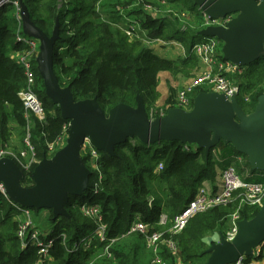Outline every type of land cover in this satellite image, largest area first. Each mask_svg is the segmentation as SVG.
<instances>
[{"label": "trees", "instance_id": "trees-1", "mask_svg": "<svg viewBox=\"0 0 264 264\" xmlns=\"http://www.w3.org/2000/svg\"><path fill=\"white\" fill-rule=\"evenodd\" d=\"M22 1L31 20L47 35L51 34L56 19L59 22L53 70L60 85L70 88L74 100L96 97L105 112L118 103L134 106L135 97L140 94L148 113V99L155 94L159 74L176 68L175 61L160 57L143 45L144 39L175 40L185 44L188 51L194 42L205 38L198 33L202 29L201 11L193 0H190L191 5L187 3L189 0H182L191 13L190 25L185 29L175 16H154L141 4L146 0H117L125 13L111 0ZM166 1L175 3L179 0ZM15 12L16 8L11 3L0 9V149L5 146L9 121H12L16 128L29 134L34 157L39 161L44 156L50 157L47 155L48 144L64 134L68 120L60 116L58 106L45 95L34 59L35 91L44 106V119L40 121L34 115L26 114L17 96L25 84V76L23 68L10 53L15 49L24 51L27 45L16 41L22 28ZM123 15L136 20L142 31L137 32L139 36L134 37L132 43L127 42ZM260 71L264 73V54L246 66L241 75L255 80L240 84L250 94L248 102L241 104L237 99L247 113L253 111L257 97L264 92L259 86L261 79H255ZM114 152L115 155L111 156L99 151L95 167L90 153L84 150L81 158L91 171L86 191L78 196L69 194L65 205L67 216L54 219L51 210L47 209L49 226L44 232L48 238H55L50 253L60 260V264H135L138 252L145 248L141 235L127 234L137 214L144 222L151 223L154 230H163L164 227L158 225L160 214L172 217L179 213L197 189H207L204 182L213 183L221 168L233 163L237 155L243 157V162L235 165L238 172L243 176L249 169L246 156L222 141L206 155L202 147L185 149L184 144L177 140L148 145L133 137L117 144ZM159 162L162 163L161 170L156 169ZM36 164L31 163L28 170L17 164L23 172V185L32 184L31 172ZM99 174L101 181H98ZM94 187H97L96 192ZM150 197L152 201L148 205ZM83 202L99 206L101 220L106 225V241H97L96 247L88 251L70 252L68 247L71 243L95 228L93 220L80 212L79 205ZM217 208L222 206L213 207L189 220L185 230L176 237L180 248V235L183 232L187 234V247L179 249L180 256L182 253L198 259L206 256L199 263L205 264L208 254L202 238L224 224ZM258 209L244 208L240 217L251 218ZM16 213L14 205L0 191V264H34L38 257L36 248H20L16 235L18 222L14 218ZM60 233L65 234V244ZM165 236L168 235L165 233ZM108 239H114L109 249L110 256L104 254L102 248ZM192 241L195 246L189 255L186 251ZM159 253L166 264H175L174 257L164 245L159 247ZM249 260L250 256H247L246 262Z\"/></svg>", "mask_w": 264, "mask_h": 264}, {"label": "water", "instance_id": "water-1", "mask_svg": "<svg viewBox=\"0 0 264 264\" xmlns=\"http://www.w3.org/2000/svg\"><path fill=\"white\" fill-rule=\"evenodd\" d=\"M22 33L38 42L34 57L45 95L55 103L60 116L68 120L65 143L51 157L44 156L31 172L32 184L21 183L23 172L10 157H0V191L12 203L35 210L49 209L53 218L67 216L68 196L81 195L88 187L91 171L81 158L88 139L97 151L115 155L117 144L136 137L144 144L179 141L202 147L207 155L220 141L246 156L252 172L264 171V92L247 113L236 95L199 91L189 110L169 107L164 115L151 118L143 98L137 94L134 106L118 103L105 112L96 97L74 100L68 86H61L53 70L54 45L59 36L56 19L50 35L31 20L27 6L18 0ZM210 19L233 14L226 26H206L198 33L221 43L224 60L248 66L264 54V0H193ZM202 241L208 243L205 264H233L251 256L264 241V203L251 217L238 221L233 239L214 231Z\"/></svg>", "mask_w": 264, "mask_h": 264}, {"label": "built area", "instance_id": "built-area-1", "mask_svg": "<svg viewBox=\"0 0 264 264\" xmlns=\"http://www.w3.org/2000/svg\"><path fill=\"white\" fill-rule=\"evenodd\" d=\"M161 1L164 2V0ZM6 3H11L13 6H16V9L19 10L18 0H0V9L1 6ZM200 14L202 18V28L209 25L226 26V24L233 17V14H228L222 18L210 19L205 13L201 12ZM190 15V11H185L178 12L175 17L182 20L191 18L189 17ZM16 18L19 21L18 12H16ZM123 21L126 26L123 28L125 29V32L128 36L138 37L139 35L137 32H142L139 23L133 18L123 15ZM190 21L191 20L183 22L181 24L182 28L185 29L187 26H189ZM144 40L148 41V39ZM16 41L27 45V49L24 50V52H15L16 54L13 53L11 56L15 62L23 68V73L25 76V84L18 90L17 96L22 102L26 114H32L41 121L45 117V110L35 91V73L32 66V61L38 52V42L34 39L24 36L22 31L21 33L17 34ZM220 48L221 43L215 37H205L191 45V52L199 60V62L202 63L204 69L198 77L190 81L186 86L179 89L175 104L172 107H180L185 110L191 109L193 98L197 94L196 92L199 91H213L217 93H223L226 96L237 95L239 93V84L234 83L231 79V76H241L244 73L246 66H238L227 60H224L222 58ZM261 88L264 90V80L261 84ZM243 100L244 102L250 101V94L244 93ZM162 115H164V113L160 114V116ZM64 129L66 132V126H64ZM25 142V149L21 155L27 156V154L30 153L29 162L22 166L23 168L27 169L31 163H37L38 160H36L34 157L35 153L33 145L28 139H26ZM62 142L63 135L58 137L54 142L49 143L47 155H53V153L62 146ZM190 147L195 149V147L192 145L184 144L185 149H189ZM84 150H87L90 153L91 163L96 167L95 164L99 158V151L93 148L88 139H85L81 152L83 153ZM0 157H4L2 152H0ZM241 157L242 156L237 155L234 158L236 161H238L236 163L243 162ZM156 169H162L161 162L158 163ZM219 176L221 187L218 191L210 193L204 187H199L194 196L188 201V203L179 213L173 215L172 217H167L165 214H160L158 225L163 226V230H154L153 225L151 223L144 222L139 214L134 217L127 234H139L143 237L144 246L151 255L150 264H166L165 260L159 253V247L161 245L166 247L168 252L174 257L175 260L179 259V247L176 237L184 230L189 220L195 215L205 212L216 206H224L232 202H237V209L231 215L228 231L225 233L221 232L226 239L231 240L237 233L238 221L242 219L240 217V211L244 208L252 209L257 206L260 207L264 203V180L250 181L245 179L238 172L236 166L232 163L222 167L219 172ZM101 179L102 176L99 174L98 181H101ZM96 190L97 187H94L93 191L96 192ZM5 197L8 201H10L6 195ZM151 201L152 197L149 198L148 205L151 204ZM12 204L19 214V217H16L18 221L16 235L19 240L20 248L26 249L28 247H34L41 254L47 255L50 253L55 238H48L44 231L39 230L30 222V208L22 207L14 203ZM79 209L82 215L88 216L93 220L95 228L85 236L81 237L79 240L71 243L68 247L70 252H76L80 250L88 251L89 249L96 247L97 241H106V225L101 220L99 206L93 203L83 202L79 205ZM165 233L168 236H165ZM59 236L62 238V243L65 244V234L60 233ZM113 241L114 239H108L106 244L102 247L104 254L107 256H110L109 249ZM252 259L264 260V241L253 249V253L250 256V260L248 262H246L247 256H241L233 264H249ZM34 264L39 263L35 262Z\"/></svg>", "mask_w": 264, "mask_h": 264}, {"label": "rangeland", "instance_id": "rangeland-1", "mask_svg": "<svg viewBox=\"0 0 264 264\" xmlns=\"http://www.w3.org/2000/svg\"><path fill=\"white\" fill-rule=\"evenodd\" d=\"M111 1L113 3H116L115 6H118V8L123 7V5L119 3V1L117 0H111ZM187 3L191 5L190 0ZM141 4H144L145 9L150 12H153L154 16L156 17L168 16V15H171L173 17L176 16L178 12L187 11L186 5L182 3V0L176 1L175 3L168 2L166 0H164V2H162L161 0H146ZM120 9L122 10L121 12L125 13L126 10L124 8H120ZM16 12H18V9H16ZM178 20L180 24H182L185 21L191 20V18L182 19V20L178 19ZM178 27H180V25ZM127 39H128L127 42L130 43L135 41V38L131 36H127ZM171 42L177 44L176 46L178 47L177 49L173 48V46L172 48H170V50L175 51V54L172 51L171 57L173 58V61H175L176 63V68L173 71H164L159 74V81L155 89V94L153 97L148 99L149 102H148L147 110L151 118L160 116L161 113H165L166 112L164 111L166 110L165 108H167V106L173 104L176 101V97L179 89L186 86L190 81L198 77L204 69L202 63H200L199 60L191 52V49L187 51L185 44H182L175 40H171ZM143 45H145L144 41H143ZM15 52L20 53V50L18 49L12 50L10 55L12 56L13 53ZM231 79L233 80L234 83L239 84V87L241 83L244 84L250 81L251 82L255 81L254 78L252 77L247 78L239 75H233L231 76ZM255 79L258 80L261 79L259 83L260 84L259 86L261 87V84L264 80L263 71H260ZM244 93H248L247 90L245 88L240 87V91L236 95V97L239 100V102H241V104L244 102L243 100ZM65 138H66V132H64L63 134V142L61 145L65 143ZM26 139L29 140V134L22 132L19 128H16V126L13 124L12 121H9L5 146L1 147L0 152H2L3 156L12 158L19 166L22 167L25 165V163L29 162L30 160L29 159L30 153H28L27 156L21 155V153L25 149ZM49 156L51 157V155ZM236 164H240V163H236ZM26 170H28V168ZM242 177L250 181L259 180L257 174L252 171L251 172L247 171L246 173L244 172V175ZM254 208H258V206ZM236 209H237V202H232L230 204L222 206V208L216 209L220 212L221 219H224V224L220 227L219 230L216 229L217 231H221L222 233L228 231L231 215ZM14 216L16 220V217H19V214L16 213ZM48 216H49V211L47 209H42L39 210L38 212L31 211L29 214L30 222L35 227H37L39 230L42 231H44L49 226ZM84 217L89 218L88 216H84ZM211 234L212 233H208L205 237H208ZM185 235H187L186 232H183V234L180 235L181 237L179 238L180 251L183 249V247H187V243L185 242V237H186ZM203 242L205 243V246L208 247V243L205 241ZM194 246H195V242L192 241L190 243V248L187 249L186 253H188L189 255L192 254V249H194ZM36 251H37L38 261L36 260L35 262L39 264H60V260L59 259L56 260L51 253L44 255L41 254L38 250ZM80 252H84V251L80 250ZM150 256H151L150 252L146 248L140 250L138 252V257L135 264H150ZM198 258L195 256L187 257L182 253L179 259L175 260V264H199L204 260V258H206V256L201 257V259Z\"/></svg>", "mask_w": 264, "mask_h": 264}, {"label": "crops", "instance_id": "crops-1", "mask_svg": "<svg viewBox=\"0 0 264 264\" xmlns=\"http://www.w3.org/2000/svg\"><path fill=\"white\" fill-rule=\"evenodd\" d=\"M145 46H147L149 49H151L155 54L159 55L160 57H164V58H168V59H172L171 57V53L173 50H170V48H178L176 45L174 44V42L172 43L171 40H161V39H153V40H148V41H144ZM175 54V51H173ZM177 56V54H176ZM241 159L243 160V157H241ZM236 161L234 159V162L232 164L236 165ZM249 172L250 169H248ZM220 172V171H219ZM255 173L257 174V176L259 177V180H255V181H263L264 180V171H255ZM205 185H207V191H213L216 192L220 189L221 187V181H220V176L219 173L216 175L215 180L213 181V183H205ZM212 193V192H210ZM249 264H264V260L258 259V260H251V262Z\"/></svg>", "mask_w": 264, "mask_h": 264}]
</instances>
